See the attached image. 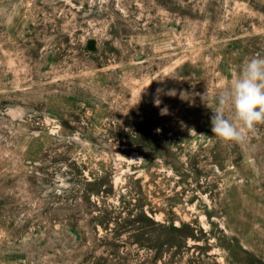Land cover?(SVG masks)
I'll return each instance as SVG.
<instances>
[{"label":"rangeland","instance_id":"obj_1","mask_svg":"<svg viewBox=\"0 0 264 264\" xmlns=\"http://www.w3.org/2000/svg\"><path fill=\"white\" fill-rule=\"evenodd\" d=\"M256 56L264 0H0V264H264V124L201 99Z\"/></svg>","mask_w":264,"mask_h":264},{"label":"clouds","instance_id":"obj_2","mask_svg":"<svg viewBox=\"0 0 264 264\" xmlns=\"http://www.w3.org/2000/svg\"><path fill=\"white\" fill-rule=\"evenodd\" d=\"M201 99L212 110L213 135L225 145L243 143L264 124V57L245 61L227 88L214 97L206 91Z\"/></svg>","mask_w":264,"mask_h":264}]
</instances>
